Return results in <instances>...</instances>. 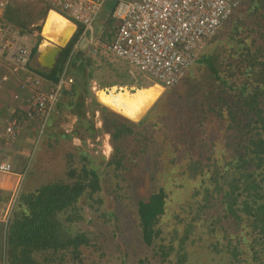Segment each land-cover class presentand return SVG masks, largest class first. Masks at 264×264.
I'll use <instances>...</instances> for the list:
<instances>
[{
  "label": "trees",
  "instance_id": "trees-1",
  "mask_svg": "<svg viewBox=\"0 0 264 264\" xmlns=\"http://www.w3.org/2000/svg\"><path fill=\"white\" fill-rule=\"evenodd\" d=\"M50 10L47 6L43 16ZM237 10L228 19L231 29L226 40L198 59L207 79L188 89L186 100L183 93L167 91L138 122L92 101L94 110L100 112L102 131L110 137L112 155L102 170L83 157L80 166L68 167L65 179L44 183L18 196L6 228L4 264L64 263L68 257L77 261L82 249L91 244L90 232L74 226L78 205L83 199L92 209L101 203L99 195L107 188L108 171L128 189L136 190L134 213L142 244L159 251L163 260L168 259L172 247L163 244L160 224L168 203L161 181L167 158L176 168L173 180L181 176L196 185L192 198L198 200L195 207L189 204L193 215L186 234L195 225L210 221V228H214L217 222L227 244L210 246L226 257L223 264H237L244 257H249L251 264H264V0H247ZM2 16L20 28L22 35L43 29L42 25L33 26L40 15L24 14L13 2ZM82 33L77 23L51 75L35 71L57 82L68 62L75 82L63 93L56 109H79L76 115L84 118L86 107L79 93L88 89L93 74L87 71L90 63L83 53L74 54ZM42 39L37 37L30 59L37 54ZM123 77L124 82L102 88L125 85L134 86L135 91L156 84L134 85L127 73ZM162 108L166 113L152 121ZM212 135L216 140L208 145L206 139ZM209 207L215 209L210 211ZM177 252L176 264H190L186 250Z\"/></svg>",
  "mask_w": 264,
  "mask_h": 264
},
{
  "label": "rangeland",
  "instance_id": "rangeland-1",
  "mask_svg": "<svg viewBox=\"0 0 264 264\" xmlns=\"http://www.w3.org/2000/svg\"><path fill=\"white\" fill-rule=\"evenodd\" d=\"M246 1L243 0L242 2ZM12 2L24 14L40 15L41 19L33 26L42 25L43 28V23L49 12L43 16L47 6L41 0H12ZM114 5L113 0L107 2L95 18L92 24L95 40L90 43V37L87 36L88 40L77 43L74 48V54L81 52L83 53L82 57L89 61L90 65L87 67V71H91L93 74V77L89 80L88 89L80 90L79 93L83 96L86 107L85 117L81 118L76 115L80 112L79 109L75 112H72L71 109L57 111L55 107L43 133L38 135V132H36L33 153L26 164L25 173H27L23 183L18 188L19 195L23 192L33 191L44 183L65 179L68 167L80 166L83 157L91 159L92 165L99 168V170L104 169V162L112 155L113 149L109 142V135L104 134L102 131L100 112L94 110L92 105V101L95 100L100 105L105 106L98 101L96 92L112 88H102L110 83L124 82L126 79L123 77L124 73L130 76L134 81V85L155 84L132 69L126 61L115 57L105 49L110 43L111 36L116 31L115 22L111 18ZM236 12L238 10H235L232 16ZM111 21L112 23L109 24ZM73 22L77 25V22L74 20ZM230 29V22L227 20L224 27L216 34L217 37L207 40L206 44L198 50L196 61L178 84L171 88H161L159 85H154L159 88V96L141 119L154 108L155 104L163 98L167 91L183 93L184 100H186L189 96L188 89L199 86V83L203 80L206 81V72L203 65L199 64L198 59L211 53L214 47L226 40L225 38ZM21 31L20 28L4 21L1 15L0 47L2 48L3 45L8 46V44H12V47L17 44H24L32 50L37 37L40 35L43 39L38 46V51L42 46L48 48L52 45H59L56 39L53 42L47 41L42 35V31L41 33L36 31L32 35H22ZM44 41H47L48 44H45ZM3 53H5L6 63L9 65V52L4 50ZM32 60L35 62L36 59ZM113 87H122L130 92L135 89L134 86L128 87L125 85H115ZM173 97L174 95L170 96L169 99ZM166 111L162 108L158 111V114L152 116L151 120H156ZM212 140L214 142L216 140L214 135L211 139H206V143L210 145ZM216 149L218 151L217 155H219L220 149ZM169 159L165 160V173L163 172V178L161 177L162 185L168 193V203L166 214L160 221L163 229V244L172 247L168 259L163 260L159 251L147 248L142 244L134 213L135 199L133 197L136 196V190L134 188L128 189L125 183L115 180L108 171L110 176L108 175L107 188L99 195L101 203L96 204V208L92 209L90 204L83 199L76 211V215L80 218L76 219L74 226L90 232V246L82 249V254L77 261L68 257L64 263L56 260L54 264H176L177 251L180 249L188 252L190 264H223L226 257L222 254H216L217 251L210 246L213 243L219 244L218 246L221 247L227 244L224 230L219 223L215 222L214 228H210V221L208 224L195 225L186 234L187 228L189 229L190 226L191 215H193L189 211V204L195 207L198 200V198H192L196 185L191 184L181 176L173 180L176 176V168L168 164ZM209 209L212 211L215 208L209 207ZM207 225L209 230L214 231H209ZM181 245L182 247H180ZM248 258H242L237 264H251Z\"/></svg>",
  "mask_w": 264,
  "mask_h": 264
},
{
  "label": "built area",
  "instance_id": "built-area-1",
  "mask_svg": "<svg viewBox=\"0 0 264 264\" xmlns=\"http://www.w3.org/2000/svg\"><path fill=\"white\" fill-rule=\"evenodd\" d=\"M109 1L41 0L44 5L80 24L82 35L92 29L95 18ZM113 1L111 17L116 31L105 49L154 83L171 88L186 75L196 61L198 50L218 33L243 0ZM11 2L0 0V16ZM2 49L9 52V71L20 78L21 92L29 91L30 95L28 108L20 113L13 112L7 130L0 134V140L14 141L21 125L31 122H35L40 135L63 93L75 82L69 75V65L67 63L62 68L57 82L50 84L30 67L31 48L27 45L12 47L9 44L3 45ZM18 97L16 95L15 99ZM0 172L11 173L12 166L0 164ZM17 199L18 193H15L7 211L8 217Z\"/></svg>",
  "mask_w": 264,
  "mask_h": 264
},
{
  "label": "crops",
  "instance_id": "crops-1",
  "mask_svg": "<svg viewBox=\"0 0 264 264\" xmlns=\"http://www.w3.org/2000/svg\"><path fill=\"white\" fill-rule=\"evenodd\" d=\"M50 12L56 13L54 10H50ZM72 24L77 28L76 24ZM93 32L94 29H91L84 35H81L78 43L88 40L87 36L90 37V43H92L95 40ZM112 37L113 36H111L110 42L112 41ZM2 50L3 49L0 47V134L7 130L8 121L11 119L13 112L20 113L28 108V99L30 95L29 91L21 92L19 88L20 78L9 71L10 63L9 65L6 63L7 60L4 58L5 53H3ZM39 55L40 53L37 51V54L32 58L34 60L36 59L35 62H33L32 59L30 60V67L34 71H42L43 63L42 59L39 58ZM70 70L69 66V75ZM49 83L51 84L54 82L49 81ZM159 86L162 88L161 85ZM16 95H19V97L15 99ZM36 132L37 126L35 122H31L27 125H21L19 133L14 141L4 142L0 140V164L8 163L12 166L11 173L7 174L0 172V264H4L6 228L10 219V217L7 216V211L11 205L13 195L18 193V188H20V185L25 179H22L21 177L27 167V161L33 153V142Z\"/></svg>",
  "mask_w": 264,
  "mask_h": 264
},
{
  "label": "bare ground",
  "instance_id": "bare-ground-1",
  "mask_svg": "<svg viewBox=\"0 0 264 264\" xmlns=\"http://www.w3.org/2000/svg\"><path fill=\"white\" fill-rule=\"evenodd\" d=\"M74 29L75 26L63 16L49 12L45 23H43L42 35L47 41L53 42L56 39L59 42L61 38L67 33H72ZM47 41H44L45 44H48ZM156 85L159 84L156 83ZM158 96V86L138 89L133 92L122 87L97 91V99L100 103L136 122L142 118Z\"/></svg>",
  "mask_w": 264,
  "mask_h": 264
},
{
  "label": "water",
  "instance_id": "water-1",
  "mask_svg": "<svg viewBox=\"0 0 264 264\" xmlns=\"http://www.w3.org/2000/svg\"><path fill=\"white\" fill-rule=\"evenodd\" d=\"M75 31L76 27L72 33H67L63 38L59 40V45H52L48 48L42 46L39 49V58L42 59V71L44 72V74H52L63 52V48L66 47Z\"/></svg>",
  "mask_w": 264,
  "mask_h": 264
}]
</instances>
